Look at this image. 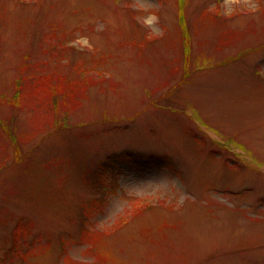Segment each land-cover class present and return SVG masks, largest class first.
Returning <instances> with one entry per match:
<instances>
[{
	"label": "rangeland",
	"instance_id": "obj_1",
	"mask_svg": "<svg viewBox=\"0 0 264 264\" xmlns=\"http://www.w3.org/2000/svg\"><path fill=\"white\" fill-rule=\"evenodd\" d=\"M0 120V264H264V0H0Z\"/></svg>",
	"mask_w": 264,
	"mask_h": 264
},
{
	"label": "trees",
	"instance_id": "obj_2",
	"mask_svg": "<svg viewBox=\"0 0 264 264\" xmlns=\"http://www.w3.org/2000/svg\"><path fill=\"white\" fill-rule=\"evenodd\" d=\"M183 5V4H182ZM181 19L183 20L184 17L183 15H181ZM183 25V23L181 24V26ZM183 27V26H182ZM16 100V98H13L12 99V102H14ZM10 102H11V99H10ZM65 121L64 120V124H65ZM0 127H2L3 129H5L6 131L8 132H11L12 131V126L9 125V124H5V126H3L1 120H0ZM10 127V128H9ZM11 138L15 139V137L11 134ZM109 174V173H108ZM108 174H106V172H103L101 171L100 172V177H99V180L97 178V181L98 183L100 184L99 186L100 187H103V189H105L106 191L110 190L112 191L113 190V184L115 185V182L114 183H111V181L113 182L114 179H112L113 177L112 176H109L108 177ZM112 177V178H111ZM108 189V190H107ZM109 192V191H108ZM91 211V210H90ZM18 222V221H17ZM20 228H19V225H15V227L13 228V235H14V240L15 241H18V244H19V240L21 238V235H20ZM16 243V242H15Z\"/></svg>",
	"mask_w": 264,
	"mask_h": 264
}]
</instances>
